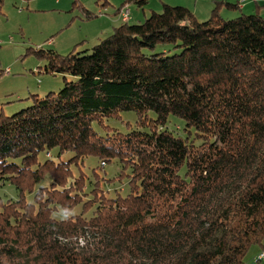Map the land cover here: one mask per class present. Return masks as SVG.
Segmentation results:
<instances>
[{
  "label": "trees",
  "instance_id": "1",
  "mask_svg": "<svg viewBox=\"0 0 264 264\" xmlns=\"http://www.w3.org/2000/svg\"><path fill=\"white\" fill-rule=\"evenodd\" d=\"M213 3L202 21L162 3L88 48L29 50L70 79L0 113V187L15 190L0 196V264H248L249 246L264 248V18H224L216 8L236 5ZM123 110L137 126L93 128ZM51 148L72 154L55 160ZM87 155L116 159L102 179L126 176V192L99 188L94 167L73 176Z\"/></svg>",
  "mask_w": 264,
  "mask_h": 264
},
{
  "label": "rangeland",
  "instance_id": "2",
  "mask_svg": "<svg viewBox=\"0 0 264 264\" xmlns=\"http://www.w3.org/2000/svg\"><path fill=\"white\" fill-rule=\"evenodd\" d=\"M121 1L122 0H59L58 3H54L53 0H28L26 2H24V0H2L0 4V113L2 115L11 114L30 102V94H45L48 91H57L62 86L64 79H70L67 75L44 72L43 65L45 60L31 53L29 51L30 49H52L60 54L70 51L71 47L68 48L66 45L56 48V42L59 43L60 38L65 37V34L69 35L70 33H76L77 36H83V31L86 32L87 30V32H92L98 22L93 17L89 20H84L82 18V20L89 22L81 23L82 20H80L79 16L82 12L79 5H82L91 12L99 10V12L101 11L99 15L113 18V12ZM214 1L215 0H148L147 4L142 8L128 3L126 4L129 10L127 22L137 23L143 21V19L148 16L150 10L155 12L160 11L162 3L184 6L194 14L196 20L202 21L209 16L208 14H210L214 7ZM227 1L235 4V0ZM239 1L238 5H241L245 1L248 2L251 0ZM216 11L224 18H231L240 13L237 8H227L224 6H218ZM246 12V6L241 8V13ZM94 13L98 15V12ZM70 20L72 22L71 26L59 32V27H63ZM110 31L111 29H109L105 35H96L94 38L89 39L86 44L83 42L80 48L83 47L84 49L87 46L90 47L99 38L108 35ZM90 35H93V33H89L87 37L91 38L92 36ZM55 39L54 45L51 42L47 44L48 40L52 41ZM158 48L159 46H157L156 49ZM149 115H153V113L149 112ZM169 118L167 122L168 127L181 133L182 126L179 118L172 115H169ZM135 119L136 115L134 111L123 110L119 112L118 117L105 118L101 121V124L97 121H92V126L101 134L106 132L109 133L112 130L111 128H107L106 125L116 128L119 131H125L131 127L137 126ZM194 141H198V139L195 138ZM45 151L46 150L43 149L37 152L36 157L38 161H43L44 158H47ZM47 152H49L50 158L55 160H66L72 154L71 151H63L57 155V150L54 148L49 149ZM92 167H94V171L98 174L99 188L105 190L109 194H114L116 190L120 194L126 192V176L121 178L113 177V179L109 181L102 179L104 177H112L118 171L119 164L116 159H111L98 166L96 157L87 155L81 163L77 162V164L70 165L73 176L78 172H82L85 176H91ZM46 179L47 176L41 179L39 184L45 182ZM84 185L83 189L87 191L89 185L88 183ZM0 196L14 197L15 190L13 185L4 184L1 186ZM30 197L31 194H26V199ZM79 207V204L75 205L70 212H76L79 210ZM55 214L60 216L64 215L61 211ZM258 251L259 246L257 244L249 246L243 256V260L248 264H262L263 260L256 262Z\"/></svg>",
  "mask_w": 264,
  "mask_h": 264
},
{
  "label": "crops",
  "instance_id": "3",
  "mask_svg": "<svg viewBox=\"0 0 264 264\" xmlns=\"http://www.w3.org/2000/svg\"><path fill=\"white\" fill-rule=\"evenodd\" d=\"M58 1L59 0H53L54 3H58ZM225 1H227V0H225ZM24 2H26V1H24ZM238 2H240V1L239 0H235L234 3L236 5V8L240 12H241V8H244L246 6V9H247V12L246 13L257 12L261 17L264 18V0H251V1H248V2L245 1V2L242 3V4L246 3L244 5H242V4L241 5L240 4L238 5ZM103 9H104V7H103ZM103 9H101V10H103ZM94 12H96V13L98 12V15L96 14L94 16V19L97 20L98 22L95 25V28H94V30L92 32H87V30H86V32L83 31V33H84L83 36H77L76 33L75 34L74 33H70L69 34L70 36L67 35V34H65V37L60 38V42L59 43L56 42V44H57V47L56 48L64 47L66 45L68 48L71 47V49L73 48V46L76 49H83V47L80 48V46L83 44V42L86 44L89 39L94 38L96 35L97 36H101L102 34H104V35L107 34V31L109 29H111V31H112V29L115 26H117L118 24H120L122 22L121 19L118 16V14H114L113 15V18L114 19H113V18H109L108 16H103V15L101 16V15H99L101 13V11L99 12V10L98 11H94ZM128 14H129V10H128ZM79 18H80V20H82V13L79 16ZM84 20H82L81 23H88L89 22V21H84ZM69 22L66 23V25H64L63 27H59V29H58L59 32H61L62 30H65V28L71 26V24H72L71 20ZM89 33H93V35H90V36H92L91 38H88L87 37V35H89ZM54 41H56V39L55 40H52V41H49L48 40L47 44L51 42L54 45ZM87 47H85V48H87ZM262 243L264 245V237L262 239Z\"/></svg>",
  "mask_w": 264,
  "mask_h": 264
},
{
  "label": "built area",
  "instance_id": "4",
  "mask_svg": "<svg viewBox=\"0 0 264 264\" xmlns=\"http://www.w3.org/2000/svg\"><path fill=\"white\" fill-rule=\"evenodd\" d=\"M241 1H245V0H241ZM118 16H119V18L121 19L122 22L128 20V9H127L126 5L121 6V8L118 11ZM100 164L102 165L103 162L101 161ZM257 258L260 259V260L264 259V248H261L258 251Z\"/></svg>",
  "mask_w": 264,
  "mask_h": 264
}]
</instances>
